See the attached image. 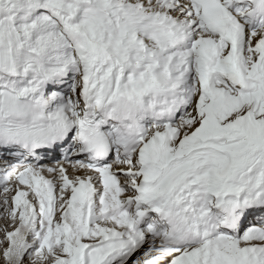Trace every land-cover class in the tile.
Listing matches in <instances>:
<instances>
[{"label":"snow or ice","instance_id":"snow-or-ice-1","mask_svg":"<svg viewBox=\"0 0 264 264\" xmlns=\"http://www.w3.org/2000/svg\"><path fill=\"white\" fill-rule=\"evenodd\" d=\"M0 264H264V0H0Z\"/></svg>","mask_w":264,"mask_h":264}]
</instances>
